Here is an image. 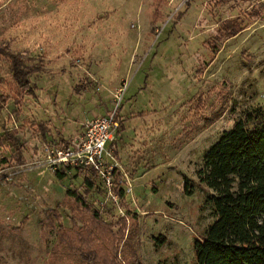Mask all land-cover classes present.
I'll use <instances>...</instances> for the list:
<instances>
[{"label":"rangeland","instance_id":"1","mask_svg":"<svg viewBox=\"0 0 264 264\" xmlns=\"http://www.w3.org/2000/svg\"><path fill=\"white\" fill-rule=\"evenodd\" d=\"M231 18L243 29L218 34ZM11 56L35 91L20 105ZM0 80L9 96L0 111V264H46L63 227H93L67 191L98 211L104 231L125 220L116 252L99 264H193V242L214 219L196 176L203 155L236 120L264 110V0H0ZM112 114L120 128L104 160L118 171L115 188L97 177L88 188L78 169L50 166L45 144ZM57 253L56 264L94 263L66 247Z\"/></svg>","mask_w":264,"mask_h":264},{"label":"trees","instance_id":"2","mask_svg":"<svg viewBox=\"0 0 264 264\" xmlns=\"http://www.w3.org/2000/svg\"><path fill=\"white\" fill-rule=\"evenodd\" d=\"M242 29L237 18L226 19L218 34L230 37ZM215 40H206L213 53L218 49ZM11 58L12 79L17 87L13 100L20 105L23 95L35 96V91L20 60L14 56ZM8 100L9 96L0 95V111ZM258 118L264 119V110L256 109L236 120L203 155L196 176L199 184L209 190L205 203L214 219L202 237L193 242V264H264V121H255ZM91 173V178L85 175L83 179L88 188L94 186L97 177L95 172ZM56 174L58 178L64 177L61 173ZM115 176H119L118 172ZM183 188L185 193H191L186 182ZM117 191L122 194L121 189ZM67 195L73 198L79 212L89 214L93 227H78L76 224L63 227L60 242L46 264H56L60 256L57 252L62 253L63 247L93 264L113 256L116 251L111 241L120 236L118 233L123 234L125 220L119 221L121 227L117 232L113 231L115 234L104 231L102 228L107 227L105 221L86 203L82 194L67 191ZM106 236H110L108 243ZM107 249L114 252L109 255Z\"/></svg>","mask_w":264,"mask_h":264},{"label":"built area","instance_id":"3","mask_svg":"<svg viewBox=\"0 0 264 264\" xmlns=\"http://www.w3.org/2000/svg\"><path fill=\"white\" fill-rule=\"evenodd\" d=\"M120 123L112 114L86 121L83 129L75 137L58 146L44 145L47 161L53 168H76L91 178V172L97 174L107 191L115 188V172L113 165H107L104 155L106 145L113 141Z\"/></svg>","mask_w":264,"mask_h":264},{"label":"crops","instance_id":"4","mask_svg":"<svg viewBox=\"0 0 264 264\" xmlns=\"http://www.w3.org/2000/svg\"><path fill=\"white\" fill-rule=\"evenodd\" d=\"M68 139H61L60 142L61 143H65ZM111 142H109V146H110Z\"/></svg>","mask_w":264,"mask_h":264}]
</instances>
